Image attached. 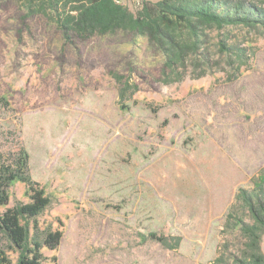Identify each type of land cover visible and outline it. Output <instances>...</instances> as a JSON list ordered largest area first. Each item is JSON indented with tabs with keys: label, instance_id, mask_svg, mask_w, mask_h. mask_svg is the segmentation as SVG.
I'll use <instances>...</instances> for the list:
<instances>
[{
	"label": "rangeland",
	"instance_id": "obj_1",
	"mask_svg": "<svg viewBox=\"0 0 264 264\" xmlns=\"http://www.w3.org/2000/svg\"><path fill=\"white\" fill-rule=\"evenodd\" d=\"M57 1L66 6L55 13L49 0H0V155L26 150L50 199L38 226L62 233L42 263L229 259L244 240L223 230L225 215L264 174V26L206 29L205 65L164 84L163 56L145 36L64 33L57 20L89 0ZM138 2L116 0L131 12ZM219 41L245 49L244 64L219 53ZM8 195L6 207L29 202L20 181Z\"/></svg>",
	"mask_w": 264,
	"mask_h": 264
},
{
	"label": "trees",
	"instance_id": "obj_2",
	"mask_svg": "<svg viewBox=\"0 0 264 264\" xmlns=\"http://www.w3.org/2000/svg\"><path fill=\"white\" fill-rule=\"evenodd\" d=\"M83 2V0L81 1ZM55 13L60 6L56 0L47 2ZM36 9L43 11L45 2ZM75 9L77 15L66 23L59 20L58 27L64 33L74 32L81 38L94 33L106 34L121 30L145 36L151 47L163 56L162 82L170 84L183 78L192 62L205 65L208 59V34L211 27L264 26V1L259 0H160L141 1L133 12L116 3V0H89V6ZM73 11V9H70ZM226 39V38H225ZM219 53L229 54L242 66L246 50L228 47L219 41ZM193 58V59H192ZM204 74V71H203ZM27 186L29 202L6 207L8 188L13 181ZM250 188H239L234 203L225 215L224 231L238 228L244 240L243 247L231 253L229 259L214 260V264H264L261 244L264 237V174L251 181ZM49 197L34 181L29 172V156L21 147L6 157L0 155V264H43L41 249H56L62 233L41 229L36 218L48 207ZM243 212L240 217L238 210ZM148 238L163 248L176 250L181 237L158 236L150 233Z\"/></svg>",
	"mask_w": 264,
	"mask_h": 264
},
{
	"label": "crops",
	"instance_id": "obj_3",
	"mask_svg": "<svg viewBox=\"0 0 264 264\" xmlns=\"http://www.w3.org/2000/svg\"><path fill=\"white\" fill-rule=\"evenodd\" d=\"M141 1H148V2H158V1H160V0H139V2L138 3H140ZM137 3V4H138ZM262 247H263V254H264V240H263V243H262Z\"/></svg>",
	"mask_w": 264,
	"mask_h": 264
}]
</instances>
